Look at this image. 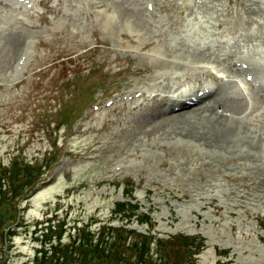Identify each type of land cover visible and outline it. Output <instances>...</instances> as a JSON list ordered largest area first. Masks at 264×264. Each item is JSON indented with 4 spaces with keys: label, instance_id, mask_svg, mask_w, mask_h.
I'll return each mask as SVG.
<instances>
[{
    "label": "rangeland",
    "instance_id": "1",
    "mask_svg": "<svg viewBox=\"0 0 264 264\" xmlns=\"http://www.w3.org/2000/svg\"><path fill=\"white\" fill-rule=\"evenodd\" d=\"M190 99L207 101L191 132L170 129ZM28 174L22 201L0 198V264L114 212L201 239L189 264H264V0H0L1 191Z\"/></svg>",
    "mask_w": 264,
    "mask_h": 264
},
{
    "label": "trees",
    "instance_id": "2",
    "mask_svg": "<svg viewBox=\"0 0 264 264\" xmlns=\"http://www.w3.org/2000/svg\"><path fill=\"white\" fill-rule=\"evenodd\" d=\"M38 177H40V175ZM24 179L28 182L21 184L17 193L13 190L1 191L3 186L0 184V198H4L5 196L8 197L7 193L9 192L10 195L14 193L10 198L11 200H15V202L22 201L23 191L27 189L25 192L28 193L34 181L38 180L34 174L24 175ZM1 182H3V178L0 176V183ZM15 188L17 190V187ZM3 211H5V209ZM117 214L118 212H114L109 219L99 222H95L93 217V219L89 220L87 224L82 225V227L76 226V229L74 228L73 230H75L77 235L72 237V242L64 247H61V236L65 232V228H62L65 222L60 225L58 223V235H51L48 236L49 239H44V249L37 251V259L41 257V259L37 261V264H66L72 261V257H74L76 261L78 259L79 261L82 260L80 264H169L165 257L162 256V250L169 252V250L165 249L167 245L169 246L168 249L171 250L173 248L175 250L173 254L174 256L177 255L176 257H181V254L185 256L188 255V257H184V259H186L184 263L181 260V264H189L187 259L197 255L203 248V241L196 237L178 235L167 241H163L161 239L155 240L150 235H140L134 230L124 228V226L114 227L113 222L117 220ZM2 216H4V213ZM144 217H142V220L140 219L143 224L147 221ZM5 222L6 220L3 221L2 219L0 222V229H2ZM8 227L9 226H7V228ZM41 231L43 235H49L51 233V227H42L40 232ZM122 236L124 237L122 238ZM54 241L59 242L56 248L52 247ZM152 244L155 246V252L150 251V246ZM70 250L71 253L69 252L66 257L65 255ZM49 252H52L51 257L47 256ZM73 252L77 254L74 255ZM155 258L158 259V261L156 260L155 262Z\"/></svg>",
    "mask_w": 264,
    "mask_h": 264
},
{
    "label": "bare ground",
    "instance_id": "3",
    "mask_svg": "<svg viewBox=\"0 0 264 264\" xmlns=\"http://www.w3.org/2000/svg\"><path fill=\"white\" fill-rule=\"evenodd\" d=\"M206 102L207 101L197 99L196 102L192 103L189 106L181 105L178 108V111L174 112L176 113V117L172 119L173 122L170 125H168V127L174 130L175 129H180V130L186 129L191 132L190 130L191 127L186 124V120L190 115L194 114L193 112L198 111L200 107H204L203 105ZM220 118L225 119L222 116H220ZM183 126H187V127H183ZM209 135L211 136L201 135L202 140H204L207 143H214L216 145H224V144H229L232 142V137H234L235 132L231 128H224L222 130H216V131L214 130Z\"/></svg>",
    "mask_w": 264,
    "mask_h": 264
}]
</instances>
